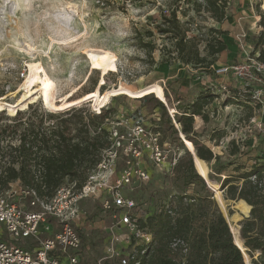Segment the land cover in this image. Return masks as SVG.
<instances>
[{"label":"rangeland","instance_id":"374dc122","mask_svg":"<svg viewBox=\"0 0 264 264\" xmlns=\"http://www.w3.org/2000/svg\"><path fill=\"white\" fill-rule=\"evenodd\" d=\"M194 1L0 0V89L5 93L1 101L16 108L32 100L27 111L33 108L42 111L45 114L44 127H56L62 118L81 115L91 128L92 123L88 119L94 117L96 107L93 99L90 100V94L95 95V102H99L103 92L114 89L113 96L105 104L112 113L114 110L135 109L149 113L153 108L145 103L144 96L158 93L159 89L165 93L167 107L177 110H183L192 96L198 93V88L217 92L219 98L204 107L208 120L194 118L192 135L210 147L218 159L206 162L200 169L194 166V169L196 173H204L207 184L213 189V192L209 190L212 200L216 205L225 206L232 218V227L226 220L232 238V228L239 238L240 222L249 212L243 215L236 205L238 200L224 198L225 193L219 188L220 181L227 173H237L235 167L241 172L264 157V94L262 104L253 109L245 105L223 106L222 98L235 90L240 98L251 101L248 106L254 107V102L258 101L255 98L258 86L253 83L245 85L237 80L222 81L224 76H216L212 66L237 62L253 55L251 41L264 30V0H227V16L221 23L207 11H195ZM172 7L178 8L179 19L187 24L186 28H190L187 36L196 37L200 55L207 60L212 56L207 53L206 41H212L211 37L218 35L212 32V28L230 29L219 36L226 40L228 47L214 57L216 60L210 70H200L179 60L172 41L154 28L161 21V15L169 14ZM148 31L153 35H148ZM235 34L244 36L237 42L238 36L234 40L232 38ZM141 41L153 45L151 53L140 47ZM95 82L96 87L90 91ZM214 82L224 84L228 92L219 91ZM231 82H235V86ZM102 85L105 88L101 91ZM69 96L76 106L53 114L45 107L49 103L52 106L59 104ZM153 96L157 98L155 94ZM7 111L2 113L0 125L12 123L7 118L13 115ZM166 111L169 115L168 109ZM75 119L69 124L71 128ZM171 124L177 129L172 120ZM165 126L168 140L182 150L183 156L188 150L179 131L173 134L172 128ZM233 144L239 148L235 154L230 153ZM159 176L161 178H155L145 190L137 191L152 207L183 191L204 194L199 182L186 187L175 173L172 177ZM159 185L163 186L162 189ZM218 188L222 197H218L216 202L213 193ZM151 191H158L153 199L149 198ZM82 206L88 210L89 218H99L98 210H93L90 203ZM241 249L244 250L242 245ZM96 253L99 256V251Z\"/></svg>","mask_w":264,"mask_h":264},{"label":"trees","instance_id":"16d2710c","mask_svg":"<svg viewBox=\"0 0 264 264\" xmlns=\"http://www.w3.org/2000/svg\"><path fill=\"white\" fill-rule=\"evenodd\" d=\"M226 5L227 0H195L194 10L207 11L216 22L221 23L227 16ZM177 9L172 7L169 14L163 13L161 21L156 23L154 28L172 41L179 60L200 70H210L216 60L214 57L227 48L225 40L219 37L227 32L223 29L212 28V32L218 35L212 36V41H206L207 53L212 56L211 60H207L200 55L196 37L187 36L190 28H186L187 24L179 19ZM148 35L153 34L148 31ZM251 42L253 55L256 52V58L264 62V30ZM140 47L148 53H151L154 48L149 42L142 41ZM95 87L96 82L90 91ZM104 88V85L100 86L101 91ZM113 91L114 89H110L103 92L99 102H95V95L90 94V100L93 99V105L96 108L101 107L108 102L110 96H113ZM151 93L145 95L144 100L152 108L162 110L161 121L157 129L167 139L165 125L172 128L173 134H178V130L171 124L163 103L157 99H166L163 89H159L158 93ZM236 93L238 92L234 90V93L226 94L222 101L223 106L227 104H234L237 107L245 105L253 109L262 104L257 101L254 102V107L248 106L251 101L247 98H240ZM3 95L5 93L0 89V117L5 110H9L7 112L13 116L7 118L12 123L0 125V192L18 184L33 186L39 195L48 197L52 196L66 180L75 181L77 186H80L86 179L88 171L98 161L101 149L108 145L106 131L103 129L98 131L96 127L103 118L110 114L112 109L103 107L100 114H95L94 117L88 119L92 123V130L83 121L81 115H74L76 119L73 122V128L69 124L74 118H62L56 127H44L42 122L45 114L42 111L37 108L27 111L32 106L29 104L27 107L32 100L29 99L25 106L11 108L6 101H1ZM219 95L211 89L201 90L185 105L183 110L178 109L175 115V121L181 125L182 142L188 151L195 154V158L193 160L191 154L186 151L177 162L174 173L186 187L199 182L204 194H188L186 191L178 195L172 194L168 199L172 214L162 206L159 212L146 217L142 224L148 226L155 244L149 256L143 257L145 264H245L244 256L239 249L241 245L244 253L249 256L250 264H264V157H260L249 168L241 172L235 167L234 170L237 173H227L220 181L219 188L225 193L224 198L238 200L236 205L243 215L249 212V215L240 222L239 238L234 228H232L234 239L232 238L229 224L226 222L232 218L225 206L220 205L226 217L225 220L219 207L212 200V192L207 189L201 176L204 173L200 171L198 174L195 171L206 162L218 159L210 147L192 134L194 116L198 115L203 121H207L208 115L204 107ZM73 106L76 104L72 96H69L59 104L52 106L49 103L45 107L53 111L49 112L53 114ZM23 107L27 108L17 110ZM3 108L5 110H2ZM175 138L178 139V136ZM238 150V146L233 144L230 153L235 154ZM219 188L213 193L216 202L218 197H222ZM230 225L232 227L231 221ZM179 238L187 242L186 254H180L179 247L173 253L171 252V242ZM245 260H248L246 255Z\"/></svg>","mask_w":264,"mask_h":264},{"label":"built area","instance_id":"2783aa9c","mask_svg":"<svg viewBox=\"0 0 264 264\" xmlns=\"http://www.w3.org/2000/svg\"><path fill=\"white\" fill-rule=\"evenodd\" d=\"M256 55L212 66V71L245 85L256 84L255 98L262 103L264 62ZM216 88L228 92L224 84ZM162 102L181 132L175 121L178 110L167 107L166 99ZM103 107L93 112L100 114ZM152 110H114L103 118L96 128L106 131L108 145L80 186L66 180L48 197L33 186L18 184L0 192V264H145L143 257L149 256L155 242L142 222L162 206L172 214V207L165 200L152 207L137 191L145 190L159 175L172 177L182 155L157 129L161 112ZM157 192L151 191L149 198ZM83 203L98 210L99 218H89ZM178 247L180 254L187 253L184 239H173L171 252Z\"/></svg>","mask_w":264,"mask_h":264},{"label":"crops","instance_id":"0c3cea01","mask_svg":"<svg viewBox=\"0 0 264 264\" xmlns=\"http://www.w3.org/2000/svg\"><path fill=\"white\" fill-rule=\"evenodd\" d=\"M224 30H230L229 28H227V27H224ZM232 35V34H231ZM237 36L238 35H234V37H232L233 38V40L234 39H236L237 38ZM224 39V38H223ZM225 40V39H224ZM239 40H238V38H237V42H238ZM225 43L227 44V47H228V43L226 42V40H225ZM227 49V48H226ZM231 52H233L232 50H231ZM233 58H234V56H233ZM239 61V60H238ZM237 61V62H238ZM225 62H231V61H225ZM233 62H235V61H233ZM220 65H222V64H220ZM221 80L222 81H224V80H235L234 78H232V77H230V75H225L223 78H221ZM219 83H217V82H214V86H217ZM236 84H238L237 82H236ZM195 85H197V84H195ZM231 85H233V86H235V82H231ZM240 85V84H239ZM202 90V88H198V93H199V91H201ZM198 93H196V94H194L192 97L194 98ZM217 98H219V97H217ZM217 98H215V99H217ZM223 99L224 98H222V101H223ZM228 105H232V104H227L226 106H228ZM194 118H195V120H198V118H200V119H202L200 116H198V115H195L194 116Z\"/></svg>","mask_w":264,"mask_h":264},{"label":"water","instance_id":"95a60500","mask_svg":"<svg viewBox=\"0 0 264 264\" xmlns=\"http://www.w3.org/2000/svg\"><path fill=\"white\" fill-rule=\"evenodd\" d=\"M2 110H5L4 108L2 109ZM17 110H20V109H17ZM16 111V110H15ZM15 113V112H14ZM179 135H180V137H181V139H182V136H181V132H179ZM183 140V139H182ZM189 153L191 154V156L193 157V154H192V152H190L189 151ZM193 160H194V157H193ZM199 174V173H198ZM201 175V174H200ZM202 177H203V179H204V181H205V184H206V187H207V189L208 190H211L212 192H213V189L211 188V187H209V185L207 184V181H206V179H205V177L203 176V175H201ZM217 206H219V208H220V205H218L217 204ZM250 208H251V205H250ZM220 210H221V208H220ZM222 211V210H221ZM250 211V210H249ZM249 215V214H248ZM223 216H224V218H225V220H226V217H225V215L223 214ZM234 243L238 246V244L234 241ZM239 247V246H238ZM239 249H240V251H241V253L243 254V256H244V261H245V264H250V260H245V253H244V250L243 249H241L240 247H239Z\"/></svg>","mask_w":264,"mask_h":264},{"label":"bare ground","instance_id":"6f19581e","mask_svg":"<svg viewBox=\"0 0 264 264\" xmlns=\"http://www.w3.org/2000/svg\"><path fill=\"white\" fill-rule=\"evenodd\" d=\"M192 154H193V157H194L195 154H194V153H192ZM194 158H195V157H194ZM220 208H221V207H220Z\"/></svg>","mask_w":264,"mask_h":264}]
</instances>
